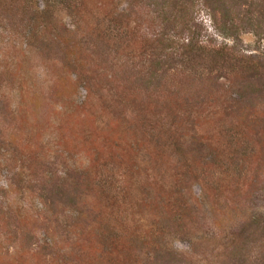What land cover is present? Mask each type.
Instances as JSON below:
<instances>
[{
    "label": "rangeland",
    "instance_id": "rangeland-1",
    "mask_svg": "<svg viewBox=\"0 0 264 264\" xmlns=\"http://www.w3.org/2000/svg\"><path fill=\"white\" fill-rule=\"evenodd\" d=\"M257 3L231 29L193 3L182 64L152 0H0V264L262 262Z\"/></svg>",
    "mask_w": 264,
    "mask_h": 264
},
{
    "label": "trees",
    "instance_id": "trees-1",
    "mask_svg": "<svg viewBox=\"0 0 264 264\" xmlns=\"http://www.w3.org/2000/svg\"><path fill=\"white\" fill-rule=\"evenodd\" d=\"M155 2L157 7V12H153L156 19V26L155 30H157L155 40L153 44H157L160 47V53L157 59L160 57L166 58L164 60L170 59H177L180 58L182 64L186 62L192 61V55L194 54L195 50L198 48V33L196 32V24L195 18L190 16L189 7H193V3H201V5L211 12L213 19L222 25L223 28L229 27L231 29L234 26V18L235 16H242L244 13L246 16H249L251 7V3L254 0H152ZM257 11L259 14L264 16V0H257ZM250 5V7H249ZM243 13V14H242ZM121 16L117 13V10L114 9L111 11V15L113 16ZM242 14V15H241ZM250 18V17H249ZM212 53L215 55L214 57L217 60L222 59L226 62H231V60H226V55L228 57L232 56L227 49V45L223 44V46L218 47L215 50H212ZM163 54V56H161ZM199 59L201 57H198ZM236 58H233V60ZM214 61V60H213ZM160 63V62H159ZM235 63V62H234ZM181 66H177L173 68L172 66H166V61H161L159 64L158 71L161 69H168L169 72L173 69L172 72L178 73L183 77L188 72L187 70L180 71L179 68ZM236 68V67H235ZM241 70L245 69L244 67H240ZM249 68V67H248ZM151 66H147L146 68V75L150 72ZM253 70V69H252ZM167 71V70H165ZM168 72V73H169ZM162 73H165L162 71ZM159 74V73H158ZM162 76V75H161ZM203 76V73L200 74ZM191 78V75L188 74L187 77L182 78L183 80ZM252 78V77H251ZM164 89L173 94L175 97V102L179 101V88L177 86H164ZM175 92V93H174ZM182 148L190 149L191 147V140L189 138L183 140L180 143ZM176 162V160H174ZM146 262H151L154 259V256L151 253L146 254ZM260 264H264V259Z\"/></svg>",
    "mask_w": 264,
    "mask_h": 264
}]
</instances>
